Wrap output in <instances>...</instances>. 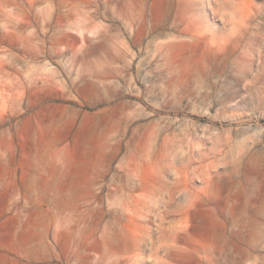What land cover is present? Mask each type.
Instances as JSON below:
<instances>
[{"label": "rangeland", "instance_id": "374dc122", "mask_svg": "<svg viewBox=\"0 0 264 264\" xmlns=\"http://www.w3.org/2000/svg\"><path fill=\"white\" fill-rule=\"evenodd\" d=\"M80 32L134 53L133 78L92 106L60 97V63L47 60L55 39ZM47 90L101 119L77 131L84 142L94 127L101 146L92 200L103 221L134 231L141 264L180 207L226 214L230 200L264 202V0H0V128ZM10 224L0 250L14 244ZM255 250L252 264H264V229Z\"/></svg>", "mask_w": 264, "mask_h": 264}, {"label": "crops", "instance_id": "0c3cea01", "mask_svg": "<svg viewBox=\"0 0 264 264\" xmlns=\"http://www.w3.org/2000/svg\"><path fill=\"white\" fill-rule=\"evenodd\" d=\"M104 44L81 32L69 41L54 40L53 57L48 52L47 60L60 63L54 67L62 92H70L61 98L76 93L92 106L116 88L119 77L133 78L128 41ZM37 90L32 87L30 93ZM49 97L53 94L47 90L28 106L12 108L17 117L0 128V200H5L0 226L11 222L8 234L14 238L0 250L4 264H141L134 231L103 221L102 200H92L103 175L101 146L97 153L94 127L84 142L77 131L101 119ZM230 201L226 214L196 207L184 215L180 207L173 224H162L158 252L150 246L143 264H252L250 254L263 236L264 202ZM89 215L96 220L87 234L83 222Z\"/></svg>", "mask_w": 264, "mask_h": 264}]
</instances>
